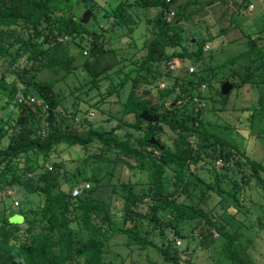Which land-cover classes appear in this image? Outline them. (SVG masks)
<instances>
[{
  "label": "trees",
  "instance_id": "16d2710c",
  "mask_svg": "<svg viewBox=\"0 0 264 264\" xmlns=\"http://www.w3.org/2000/svg\"><path fill=\"white\" fill-rule=\"evenodd\" d=\"M87 1L0 0V80L3 81L0 89L7 88L1 107H15L5 119L0 120V195L8 187L16 185L26 187L39 196V201H32L26 209H21L18 201L17 213H5L6 208H3L4 213L0 216V264H109L104 250L105 226L125 236L127 247L145 250L151 246L169 264L188 262L186 259L185 263L182 262L176 240L166 237L165 243L156 245L148 239V235H141L138 228L141 219L152 221L162 236L165 235L163 225L172 226L173 233L180 238L185 237L181 234L180 223L195 222L189 236H198L200 249L210 248L216 234L223 239L221 250L226 260L232 264H255L247 248L239 242L237 231H229L205 204L210 198V191H215L220 196L230 195L238 211V199L230 190H225L221 182L230 180L232 189L237 191L242 188L241 185L255 180L264 191L261 175L264 164L250 158L226 137L207 130L199 103L209 99L207 92L202 93L201 87L209 85L213 68L206 70L197 63L196 71L186 70V75H173L170 70L177 56L202 54L203 43H196L193 39L190 43L196 48L192 53L168 54L165 50L168 46L181 45L183 40L178 23L189 13L185 5L179 3L181 0H120L105 15L106 20L112 19L113 24L125 26L126 34H130L133 27L129 24L134 22L130 7L158 9L152 36L143 45L146 53L138 64V71L142 68L145 76L146 72L154 79L164 76L171 83L158 89L155 100L149 97L148 89L141 93L131 89L121 105L123 114H133V121L120 120L107 131L89 127L78 132L74 126L76 113L59 108L55 81L41 78L46 71L61 69L71 72L81 68L88 75L91 88L96 89L100 88L102 81H107L102 101L113 94L119 97L127 83L135 80L130 79V72L123 73L119 68L113 71L119 60L113 63L111 58L104 59L110 53L116 57L117 51L105 44L106 31L103 27L91 29V22L80 21L78 10L81 3ZM175 3L177 11L172 9ZM87 7L94 20L93 6ZM168 11L174 12L172 21L165 19ZM258 38L246 35V48L230 60L252 61L260 58L261 67H264V50L256 46ZM71 43L79 47V52L67 53ZM133 53L125 59L130 60ZM132 64L137 65L135 61ZM69 66L72 68L69 69ZM249 66H246L243 81L231 82L233 89L240 88L249 78ZM259 83L264 84V69ZM217 91L221 104L225 105L231 91L227 95H222L221 89ZM18 94L26 100L35 96L47 108L28 104L27 101L20 103L16 100ZM251 110L250 121L254 117V107ZM142 111L158 116V121L151 123L140 119ZM126 129L139 132L141 136L132 132L123 134ZM163 133H168L170 144L161 141ZM151 138L157 144L150 143ZM61 144L79 145L84 149L97 144V148L87 154L82 163L104 162L106 166L112 165V170L102 174L103 168L96 165L89 177H82L90 183V187L81 195L72 196L71 189L81 181L78 168L68 172L56 163L53 164L56 170L48 166H41L40 169L36 166V169L32 161L28 164V154L45 158ZM22 161L24 165L21 166ZM201 162L207 164L209 181L200 178L193 170ZM216 162H220L219 165ZM118 165L129 170L136 169L141 176L145 175L146 180L139 182L141 189L138 192L134 189L137 183H119L123 193L117 214L120 224L116 225L112 221L114 212L104 207L93 190L104 176L111 177ZM29 172L31 174L27 176ZM234 173H239L240 182L233 177ZM63 182L67 187H62ZM202 183H205L204 188ZM192 185L195 187L191 189ZM196 186L199 189L198 200H184L189 191H195ZM113 193L116 191L113 190ZM145 200L148 201V212L142 214L138 207ZM8 206V203L4 204V207ZM166 210L177 221L176 224L162 220L160 213ZM129 222L133 225L129 226ZM259 223L263 228V224Z\"/></svg>",
  "mask_w": 264,
  "mask_h": 264
},
{
  "label": "rangeland",
  "instance_id": "374dc122",
  "mask_svg": "<svg viewBox=\"0 0 264 264\" xmlns=\"http://www.w3.org/2000/svg\"><path fill=\"white\" fill-rule=\"evenodd\" d=\"M120 0H88L81 3L78 13L82 16L84 11L93 6L92 11L95 19H92L91 13L88 22L91 29H104L105 44L116 50V57L112 53L104 57L105 60L111 58V62L119 60V63L113 68L121 69L123 73L130 72V80L127 85L119 93V97L113 94L106 100L102 101L107 81L100 83V88H91L88 75L81 71V68L73 69L71 72H65L59 69L57 72L46 71L41 78L55 81V92L60 99V109L64 112H75L76 120L75 129L83 132L89 127L96 128L101 131H107L110 127L118 124L120 120L133 121V114H123L122 105L131 89H136L138 93L148 89L149 97L154 99L157 96L158 89H162L169 85L171 81L164 76L154 79L150 74L142 70L138 71L139 63L143 60L146 49L143 47L146 39L152 36L151 30L157 8H141L132 6L129 12L132 14L134 22L129 24L133 27L130 34H126V27L113 24L112 19L106 20L105 15L110 12ZM179 3L184 4L188 16L183 17L178 26L183 37L179 46H168L166 52L168 54L192 53L194 47L190 40L196 43H203L202 54L192 57L177 56L170 65L173 75H186V70L196 71L198 66L205 68H213L210 73V83L208 86L201 87L202 93L207 92L209 96L207 101H201L199 107L203 110V120L207 130L219 136L226 137L231 143L244 151L250 158L261 161L264 164V84L259 83L264 67H261L262 60L260 58L242 59L239 61H231V57L237 55L246 48V35L252 37L259 36L256 39V46L264 50V0H181ZM172 9L177 11V3L172 5ZM90 10V9H89ZM174 19V16L172 20ZM127 25V27H129ZM79 47L71 43L68 48V54L79 52ZM134 52V53H133ZM130 60L128 58L129 55ZM85 55V52L83 53ZM115 59V60H114ZM110 60V59H109ZM135 61L137 65L133 66ZM194 61H197L196 63ZM199 65H198V64ZM250 64V75L246 82L240 88H231L230 97L225 105L221 104L218 95V89H221L223 82L240 83L245 79L246 66ZM73 65V64H72ZM72 67L69 66V69ZM133 68L131 71L130 69ZM130 70V71H129ZM165 70V68L163 69ZM8 81V79H7ZM6 81V83H8ZM3 81L0 80V83ZM5 85V84H4ZM7 95V88L0 89V120L5 119L8 114L15 109L13 105L4 104ZM254 107V117L250 121V112ZM246 108V110H244ZM166 130V128H165ZM132 132L135 136H141L139 132L126 129L123 134ZM168 134V133H167ZM167 134L163 133L160 139L163 143L170 144ZM97 144H93L84 149L79 145L68 146L61 144L57 146L50 156L44 158L42 155H29V161L34 164L36 169L41 166L52 167L54 163L61 165L62 169L73 172L78 168L77 173L81 178L78 184L89 183L82 180V177H89L93 173V168L99 165L104 174L108 169L112 170V165L106 166L107 163H82L83 158L92 153ZM113 156L114 154H110ZM23 163V161H22ZM21 166L24 165V163ZM27 164V161H25ZM133 163H138L133 161ZM220 162H216L219 165ZM30 165V164H29ZM38 168H37V167ZM207 164L201 162L194 167L195 174L200 178L208 181L210 177L207 173ZM31 172L27 174L30 175ZM170 176V172L168 171ZM264 178V172L261 173ZM233 177L239 181V173H234ZM70 179V176H68ZM145 175L136 170H129L121 166H117L111 177L104 176L101 183L97 185L93 194L104 205L106 209H112L113 224H120V217L117 216L121 206V195L123 191L119 183L121 181L131 182L135 184L134 189L138 192L141 189L139 182L145 181ZM68 184H70L68 180ZM90 184V183H89ZM201 186L204 188L205 183ZM221 186L225 190L234 193L238 199L237 205L233 206L235 201L230 195H217L215 191H210V198L205 206L213 211L216 217L227 226L229 231L238 233L239 242L247 248L249 256L255 264H264V191L259 187L255 180H251L247 185H241L240 190L234 191L232 182L225 180L221 182ZM62 187H67L65 182ZM195 186L192 185L191 189ZM190 189V190H191ZM113 190L116 193H113ZM189 196L184 200L197 201L199 197V189L196 186L195 191H189ZM0 216L4 213H17L20 202V208L26 209L31 206V202L39 201V196L28 191L26 187L10 186L0 195ZM189 198V199H188ZM8 203V207L4 204ZM236 204V203H235ZM115 205V206H113ZM139 211L144 214L148 212V201L139 205ZM162 220L172 225L177 221L172 218L169 211L160 213ZM263 228L260 227V223ZM105 226V224H103ZM128 225H133L129 222ZM195 226V222L180 223L181 234L184 238L177 237L173 233L172 226L163 225L165 235L162 236L158 232V228L154 226L152 221L141 219L138 222V228L141 235H148V239L154 244L160 245L167 241L166 237L180 241L177 246L181 251L182 262L188 260L186 264H232L226 260L222 254L223 239L215 234V241L208 249H200L198 246V236L196 234L189 236L190 231ZM106 242H105V259L109 264H169L165 262L159 252L151 246L141 250L138 247H127V238L123 235L116 234L105 226ZM185 263V262H184Z\"/></svg>",
  "mask_w": 264,
  "mask_h": 264
},
{
  "label": "built area",
  "instance_id": "2783aa9c",
  "mask_svg": "<svg viewBox=\"0 0 264 264\" xmlns=\"http://www.w3.org/2000/svg\"><path fill=\"white\" fill-rule=\"evenodd\" d=\"M174 16V12L173 11H168L166 13V21H172V18ZM16 100L20 103L22 102H26L28 104H35V105H38V106H43L45 109L47 108V105L43 103V101H41L40 99L36 98L35 96H30L29 98H27V100L23 97V95L21 94H18L16 95ZM90 187V184L89 183H83V184H79V185H76L72 188L71 190V195L76 197V196H79L83 193L84 190L88 189ZM17 204V203H16ZM176 244L179 245L180 244V241L176 240Z\"/></svg>",
  "mask_w": 264,
  "mask_h": 264
},
{
  "label": "water",
  "instance_id": "95a60500",
  "mask_svg": "<svg viewBox=\"0 0 264 264\" xmlns=\"http://www.w3.org/2000/svg\"><path fill=\"white\" fill-rule=\"evenodd\" d=\"M91 13L92 12L89 9H86L81 16L80 21L82 23H87L90 19ZM231 88H232L231 83L224 82L223 85L221 86L222 95H227L229 93V91L231 90ZM139 118L146 121V122H151V123H154V122L158 121V119H159L158 116L150 115L147 111H142L139 115ZM149 142L152 144H157V141L154 138H151L149 140ZM160 148H162V146H160Z\"/></svg>",
  "mask_w": 264,
  "mask_h": 264
},
{
  "label": "clouds",
  "instance_id": "9594fccd",
  "mask_svg": "<svg viewBox=\"0 0 264 264\" xmlns=\"http://www.w3.org/2000/svg\"><path fill=\"white\" fill-rule=\"evenodd\" d=\"M41 100V99H40ZM42 101V100H41ZM45 104V103H44ZM77 185H79V184H77ZM76 186V185H75ZM72 190V189H71Z\"/></svg>",
  "mask_w": 264,
  "mask_h": 264
}]
</instances>
